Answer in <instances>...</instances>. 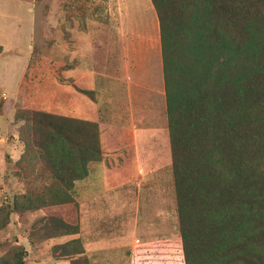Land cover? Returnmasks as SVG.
Masks as SVG:
<instances>
[{
	"label": "trees",
	"instance_id": "obj_1",
	"mask_svg": "<svg viewBox=\"0 0 264 264\" xmlns=\"http://www.w3.org/2000/svg\"><path fill=\"white\" fill-rule=\"evenodd\" d=\"M151 2L184 264H264V0ZM15 121L24 122L21 172L40 179L41 167L50 184L15 201L13 213L73 204L75 183L103 158L99 124L37 109L17 111ZM56 221L59 235L79 234L78 223ZM53 251L90 264L81 239ZM0 264H25L23 253Z\"/></svg>",
	"mask_w": 264,
	"mask_h": 264
},
{
	"label": "crops",
	"instance_id": "obj_2",
	"mask_svg": "<svg viewBox=\"0 0 264 264\" xmlns=\"http://www.w3.org/2000/svg\"><path fill=\"white\" fill-rule=\"evenodd\" d=\"M23 1L0 0V61L5 56H29L14 99L0 106V133L5 127L7 135H11V129L18 135L15 114L33 63V43L38 33L39 41L45 43L49 32L47 21L38 25L36 19V3L42 0L26 1L33 19L23 16ZM134 2L129 3L126 27L119 35L105 39V59L110 63H104L101 72L90 63L93 45L85 34L81 50L87 53L86 63H74L71 70L61 71L67 76L83 74L86 87L75 88L78 92H94L85 113L73 117L99 124L103 158L89 164L87 178L77 181L72 190L79 234L51 238L44 244L54 246L81 239L92 264H135L143 259L144 252L151 258L154 245L169 248L176 236L170 139L167 144L163 136V146L152 151L153 141L148 135L163 128L169 137L159 20L151 0ZM45 9L47 13L48 0ZM57 62L64 68L62 58ZM56 87V98L69 94L63 78L57 80ZM140 141L147 144V149L141 148ZM25 245L33 252L31 244Z\"/></svg>",
	"mask_w": 264,
	"mask_h": 264
},
{
	"label": "rangeland",
	"instance_id": "obj_3",
	"mask_svg": "<svg viewBox=\"0 0 264 264\" xmlns=\"http://www.w3.org/2000/svg\"><path fill=\"white\" fill-rule=\"evenodd\" d=\"M26 1L24 0L23 4L20 3L23 5L21 6L23 7V16L33 19L34 14L28 12L29 6ZM130 1L63 0L58 4V0H48L47 13L45 0H42L41 3L38 1L35 12L38 25L46 20L49 32L45 43L39 41V33L33 43L35 44L34 59L29 76L22 86L16 113L17 111L35 109L67 114L71 117L85 113L86 103L91 98L80 94L75 88L76 85L86 87L87 82L82 79L83 74L67 76L62 72L71 70L74 63H86L87 53L81 50V39L84 34L93 45L90 63H95L96 72L102 71L104 63H110V60L105 59V39L109 40L113 35H119L120 30L126 27ZM134 1V3L139 2V0ZM144 1L151 3L150 0ZM16 5L19 4L16 3ZM28 58V54H22L13 59L5 56L0 61V106L14 99V90L20 84ZM59 58H62L65 63L64 68L57 64ZM59 78L60 80L63 78L69 94L58 99L55 91ZM152 119L153 121L157 120L155 116H152ZM1 124L4 126L5 122H1ZM23 124V121H15L18 135L12 129L10 130L11 135H7L5 127L2 134L0 133V221H8L6 227L0 229V260L5 256L11 257L18 249L23 253L25 264H72L73 259L77 256L62 257L60 256L61 252L53 251L54 246L60 245L47 244L45 246L44 242L55 237H65L59 235L56 219L72 225L78 223L77 211L73 204L13 213L15 201L21 203L23 195L26 193L34 195L44 186L50 184V175L44 173L41 167L34 170L40 179L36 178L34 173L33 176L26 178L27 175H24L20 170L24 144L19 140V133ZM162 130L163 128L161 131L148 134L155 148H152V151L160 150L165 135L168 144V134L167 132L163 133ZM140 146L147 149V144L145 145L141 141ZM28 173L32 172L28 171ZM67 242L69 241L61 245ZM25 243L32 245L33 252H30L31 250ZM166 246L154 245L153 251L150 252L151 258L144 252L143 259H139L135 264H184L178 212L176 213L175 240L168 245L169 248ZM89 263L92 264L90 260Z\"/></svg>",
	"mask_w": 264,
	"mask_h": 264
}]
</instances>
